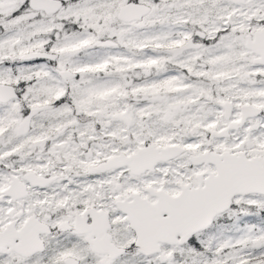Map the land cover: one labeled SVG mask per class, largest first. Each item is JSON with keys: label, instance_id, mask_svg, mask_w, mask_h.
<instances>
[{"label": "snow or ice", "instance_id": "1", "mask_svg": "<svg viewBox=\"0 0 264 264\" xmlns=\"http://www.w3.org/2000/svg\"><path fill=\"white\" fill-rule=\"evenodd\" d=\"M0 264H264V0H0Z\"/></svg>", "mask_w": 264, "mask_h": 264}]
</instances>
